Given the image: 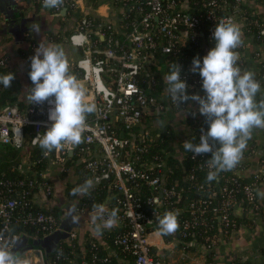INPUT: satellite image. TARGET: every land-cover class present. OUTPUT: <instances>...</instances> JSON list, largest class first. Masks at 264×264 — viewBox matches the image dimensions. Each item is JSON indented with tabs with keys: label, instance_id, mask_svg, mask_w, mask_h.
<instances>
[{
	"label": "built area",
	"instance_id": "built-area-1",
	"mask_svg": "<svg viewBox=\"0 0 264 264\" xmlns=\"http://www.w3.org/2000/svg\"><path fill=\"white\" fill-rule=\"evenodd\" d=\"M81 3L88 7L86 0H63L61 4L54 6V11L59 14L66 10L67 16V11L70 10L73 15H78L66 44L72 51L78 52L74 69L79 70L81 76L77 80L85 89L86 101L95 103L97 110L92 113L90 120L86 119L82 142L79 145H64L62 154H76L79 157L77 164L82 165L94 177V185L110 181L118 196L120 216L117 226L122 229L114 237V245L121 247L132 258L133 264H163L157 256L174 250H177L179 260L185 264H217L215 261L206 262L207 253L214 250L216 240H203V226L211 215L225 228L224 234L235 229L232 217L235 208L241 204L237 200L238 196L242 197L248 210L257 212L261 175L255 173L246 176L243 167L237 165L231 174L219 172L216 181H221L217 189H205L203 182L198 181V176L209 172L207 161L210 153L196 158L190 153L186 181L192 184V187L188 185L189 189L192 188L201 195L195 200L183 201L184 208L179 212L172 211L181 217L178 237L166 241L164 236L158 234L157 218L165 207L181 202L185 189L179 187L178 182L168 185L164 163H148L147 159L141 158V155L148 152L146 142L153 138L148 132L140 134L141 144L135 146L132 140L116 135L111 124V120L115 119L124 130L133 131L141 126L143 115L151 107L155 106L158 114L164 110L163 104L157 103V97L153 93L154 81L146 77V86L143 88L139 76L144 73V66L158 55L173 58H178L180 53L183 55L180 47L194 43L201 36L203 14H191L187 0H98L96 6L88 9L96 10L104 5L115 12L106 20L92 16L91 18L99 20L94 23L87 15L78 14V5ZM201 4L203 7V0ZM244 4L245 0H235L234 14L217 18L214 14L216 0H208L205 20L211 23L209 39H212L215 25L222 20H231L243 32L241 7ZM130 12H133V17L129 20L128 30L122 32L118 16L124 22L126 13ZM255 25L259 29V36H264V24ZM101 44L104 45L103 48L100 47ZM243 49L242 44L234 51ZM255 56L260 59L259 64L264 70L263 44L257 46ZM7 62L6 57L1 56L0 69L6 68ZM176 64L181 66L179 60H176ZM181 79L186 81L190 90L202 88L201 77L191 69L181 70ZM51 107L46 101L41 105L27 102L22 110L16 106L1 109L0 147L18 148L22 146V142L32 148L39 146L38 139L52 123L48 119ZM207 128L202 130L206 131ZM159 136L155 135L153 140L157 141ZM60 150H57L58 161H64L66 158L59 157ZM32 187H35L34 181L26 184L24 180H0V242H7L10 251L17 238L10 232L12 225L38 228L46 236L58 229L59 224L52 213L35 209V201L31 200ZM143 188L148 192H144ZM204 190L208 192L205 198ZM39 192L47 198L53 194L48 186ZM157 197L159 204L151 203ZM191 236L194 239L187 241ZM70 238L74 239L75 235L71 234ZM26 254L30 264L34 263L29 258L32 259L37 254L43 261L39 250H30ZM191 254L199 255L201 261Z\"/></svg>",
	"mask_w": 264,
	"mask_h": 264
},
{
	"label": "clouds",
	"instance_id": "clouds-1",
	"mask_svg": "<svg viewBox=\"0 0 264 264\" xmlns=\"http://www.w3.org/2000/svg\"><path fill=\"white\" fill-rule=\"evenodd\" d=\"M63 0H43L45 7H54ZM34 32L40 27L33 25ZM214 47L202 58L195 57L191 71L199 73L202 79L204 96L188 94V85L181 79V66L173 63L168 74L163 76L167 83V93L173 103L181 104L189 100L198 104V113L208 123L206 131L201 132L199 143L185 141L183 148L193 157L211 153L207 164L209 172L206 179L210 182L219 172L234 169L242 159L243 152L254 129H264V100L257 102L260 83L251 71H243L237 66L239 55L235 49L243 44L241 29L231 20L217 23L212 33ZM32 86L27 88L26 102L30 104L52 105L48 119L51 126L38 139L44 154L62 149L64 145H79L82 142L86 117L96 112L95 103L85 99L86 93L80 82L69 73L66 54L59 45L49 46L42 41L30 57L28 73ZM15 76L9 72L0 75V85L8 89ZM195 115V113L193 114ZM93 187L92 180L78 186L75 194H88ZM159 204V198L151 202ZM158 234L172 235L179 223L176 214L165 213L158 217ZM96 233L104 228L115 227L118 214L113 210L105 217L103 206L94 208L92 216ZM73 222L77 218L73 217ZM0 264H30L27 259L17 257L8 249L7 242H0Z\"/></svg>",
	"mask_w": 264,
	"mask_h": 264
},
{
	"label": "crops",
	"instance_id": "crops-1",
	"mask_svg": "<svg viewBox=\"0 0 264 264\" xmlns=\"http://www.w3.org/2000/svg\"><path fill=\"white\" fill-rule=\"evenodd\" d=\"M1 1V0H0ZM0 2V56L7 59V74L13 73L20 81L23 93H21L20 100L26 103L27 88L30 87L28 73L30 71V57L34 54L35 48L42 41L46 45H59L63 48L66 58L69 63V70H73L77 64L78 52L72 51L66 44V39L69 33L73 30L77 23L78 15H73L70 18L62 16L54 11V7H45L43 0H2ZM35 3L37 5H35ZM245 5L254 14H259L264 20V3H257L254 1H245ZM78 14H85L96 16L106 20L110 14L115 12L107 6H100L96 10H89L83 3L78 5ZM33 25L40 27V32H34ZM53 36H59L62 42L55 43ZM243 36V32H242ZM244 49L238 51L239 59L241 61V72L251 71L254 73L255 79L264 85V76H259L258 65L260 59L255 56L257 47L254 45L252 39L242 37ZM67 47V48H66ZM185 48L189 46L186 44ZM207 54V53H206ZM198 55L202 58L206 55ZM165 57L162 55L156 56L151 62L144 66V74L148 79L154 81L153 93L158 101H162L164 109L167 110L163 114V120L155 124V129H160L162 125L167 124L172 127V130L177 138V143L184 142L186 137L191 134V126L188 125L190 120H203L204 117L198 113V104L189 100L185 109L179 113H173L167 105L169 94L167 93V83L163 80V76L169 73L168 64ZM26 72L27 76L23 74ZM196 74V73H195ZM19 76L21 78H19ZM26 91V92H25ZM25 92V93H24ZM196 94L204 96L205 93L202 88L196 90ZM257 102L264 100V88L261 89L256 96ZM166 105V106H165ZM195 113V115H193ZM205 120V119H204ZM177 143H174L176 148ZM180 156V154H179ZM69 157L72 155L69 154ZM239 163L245 165L244 174L250 176L255 173L261 175L258 185L257 202L259 210L252 212L248 210L244 204H240L235 208V215L239 218L246 219L250 225L242 226L237 233H233L228 237L219 236L213 250V259L217 264H233L234 262H246L250 264H261L263 261L264 250V129H254L251 138L247 142V146L243 152L242 159ZM77 162L70 161H56L50 165L47 170L46 178L51 184L53 194L51 197H46L42 192L35 195V206L40 209H54L62 210L58 229L55 233L57 240H51V235H47L43 244H39L46 251L56 248L60 243H69L76 241L80 246L89 239L96 238L99 242L102 241L101 235L96 233V224L101 221L93 222L92 216L94 209L77 208V200H68L65 196V190L68 185L76 182V167ZM113 197L107 198L104 204L105 213L108 212L109 204ZM73 217L77 218V222H73ZM117 226V224H116ZM113 228H106L107 233H111ZM13 249L16 246L23 249L26 245H35V240H29L23 235L18 234L16 227ZM54 233V234H55ZM18 234V235H17ZM74 234L75 238L71 239L70 235ZM26 248V247H25ZM84 249V248H83ZM28 249L19 258L28 259ZM109 250V249H108ZM177 250L173 252H162L157 257L162 260L163 264H185L179 260ZM28 256V257H27ZM33 256V255H32ZM191 256L199 259L200 256L191 254ZM43 263L47 261L45 254L42 255ZM202 259V258H201ZM31 262L37 264L36 257L29 258ZM119 262H123L118 258ZM204 262V258H203ZM48 264V263H47ZM73 264V263H69ZM193 264V263H189ZM195 264V263H194Z\"/></svg>",
	"mask_w": 264,
	"mask_h": 264
},
{
	"label": "trees",
	"instance_id": "trees-1",
	"mask_svg": "<svg viewBox=\"0 0 264 264\" xmlns=\"http://www.w3.org/2000/svg\"><path fill=\"white\" fill-rule=\"evenodd\" d=\"M184 0H179V2H183ZM245 1H254L257 3H264V0H245ZM88 7L96 6L98 3V0H86ZM188 4L191 7L190 13L191 14H203V29H201V36L198 37V39L188 45L189 48L186 49L185 46L180 47L183 55L180 53L178 58H173L172 56H165V61L168 64V70L170 71L173 63H176V60L180 61V64L182 66L181 70H189L192 67V61L193 58L198 57V55L206 54L212 47H214V41L213 39H209V28L211 26V23L205 20V11H206V3L208 0H203V7H202V0H187ZM217 5L214 9L215 17L217 18H223L225 16H229L234 14V5L235 0H216ZM35 5H37L35 3ZM241 9L243 10V13L241 14L244 22V30H243V36L252 39L254 45L257 47H260L261 44L264 45V36H259V29L255 25V23H263L264 20L261 18L259 14H254L250 11V9L244 4ZM72 13L70 10L67 11V17H72ZM133 15V12L126 13V21L123 22L121 20V16H118L120 18V22L118 21L119 29L124 32V30H128V23L129 20ZM92 16L87 15V18H90L94 23H97L99 20L91 18ZM125 17H122V19ZM125 25V26H124ZM123 26V27H122ZM94 27V26H93ZM124 27L126 29H124ZM55 43L62 42L61 37L59 36H53ZM103 44L100 45V47L103 48ZM180 51V52H181ZM184 56V58H182ZM1 57V56H0ZM241 61H237V66L241 69L242 65L240 64ZM260 66V75L264 76V70L262 68V65ZM8 68H2L0 69V75L7 74ZM69 73L73 75L76 79H80V71L77 69L69 70ZM196 75L198 77L199 73L197 72ZM139 80L141 85H143V88H145L146 77L144 73H141L139 76ZM30 87L32 86V83L29 79ZM189 95L196 94V90H190L187 89ZM21 96V85L20 81L17 77L14 78V80L11 83V87L8 89L4 88L3 85H0V110L3 109L6 106H16L19 109H24L27 106V102L23 103L20 100ZM188 102V101H187ZM187 102L176 104L173 103L169 96V100L167 105H169V109L175 114L183 111L187 105ZM157 103H162V101H158ZM164 105V104H163ZM166 106V105H165ZM155 106L151 107L148 112H146L143 115L142 118V124L140 127L133 131H126L122 128L121 124L116 121L115 119L111 120V124L113 125V131L116 135L129 139L133 141V144L137 146L138 144H141L140 141V134L148 132L151 137H155V135L159 134V138L157 141H154L152 138V141H147L148 145V152L144 155H141V158L144 160L147 159L148 163H164V170L166 173V178L168 179V185H173L175 182H178L179 187H184L185 193L182 194V200L178 204L172 206V207H165L160 214V217H162L167 212H179L180 209H183V201H190L195 200L197 197H199L200 193H195L193 189H189L188 185L192 187V184L188 183L186 181V169H189L190 167V161H189V155L190 152H187L183 148V143L187 140L192 143H199L198 134L199 132L204 128L208 127V123L206 122V119L204 117L203 120L195 121L190 120L188 122V125L191 126V134H189L184 142L177 143V138L175 137V134L172 130V127L165 124L162 125L160 129H155V124L157 122H160L163 120V114L167 110V107L162 111L159 112V114L155 111ZM92 118V114H88L86 119L90 120ZM174 143H177L176 148L174 147ZM63 150H60L59 157L66 158L67 162L75 161L78 162L79 157L74 154L72 157H69L68 154H62ZM179 154L181 156H179ZM209 158H211V153L209 155ZM58 161L57 157V150H54L50 153H48V156L44 154V151L39 147H29L25 145V143L22 142V146L16 148L11 146H4L0 148V180L1 179H8V180H24L26 184L29 181L35 182V187L30 188L31 195L34 196L45 187H50L51 184L49 183L48 179L46 178V173L48 168L51 164ZM243 168H245V165L242 163L237 164ZM232 170L225 171V174H231ZM208 173L203 172V174H200L198 176V181L203 182V186L205 189H217L219 186V183L221 180L216 181H208L206 179ZM76 175L77 180L75 183L68 185L65 190V196L68 198V200H77V208H90L93 210L96 206H104V204L107 201V198L113 197L112 201L109 204L108 212L105 213V217L110 215V213L115 210L118 214V219L120 216V206L118 204V196L116 195V191L113 189V187L110 185V181L102 182L100 184L94 185V177L84 168L82 165H78L76 167ZM86 180H92L93 187L91 188L90 192L88 194H75L74 190L78 187L84 184ZM52 189V188H51ZM144 192H148L146 188H143ZM53 192V191H52ZM208 192L203 191V197H207ZM31 197V200H34ZM238 201H240L244 206L246 207L245 202L242 200L241 196H238ZM80 208V209H81ZM35 209L37 211L45 212V213H52L59 224L60 218L62 215V210L58 208L54 209H40L35 206ZM179 218H181L179 215H177L178 223ZM212 220H214L212 222ZM233 222L236 225V228L230 231H228L227 234L225 233V228H223L219 221L217 219H214L211 217V215L208 216V220L206 221L207 224L203 226V240L205 238H209L212 240H217L219 236L228 237L231 234L237 233V231L243 226H248L250 223L243 218H239L235 214L232 217ZM212 226L213 228H211ZM1 227V226H0ZM18 228V234L25 236V238H28L29 240H35L36 243L40 242L41 240H45L43 238L46 237V234L41 232L38 228L34 227H27V226H21L17 225ZM113 230L111 233H107L106 228H104L101 232L102 241L99 242L96 238H89L83 246H80L76 241H70L69 243L62 242L56 248H53L52 250L46 251L45 250V256L47 259L48 264H133L132 258L123 252L121 247H118L114 245V237L121 233L122 229L118 226L112 227ZM17 234V235H18ZM178 237V230L172 234V235H166L164 236V239L166 241H171L172 239ZM194 237H189L187 241L193 240ZM15 242V241H14ZM13 242V243H14ZM39 244L35 245H26L23 249L18 248L16 246L15 250L12 251L17 257H20L21 253L24 251H27L31 248H39ZM84 248V249H83ZM109 249V250H108ZM263 255V261L261 264H264V250H262ZM59 256V257H58ZM58 257V259H57ZM213 251L207 253L206 256V262L214 261L213 259ZM118 258H120L123 262H119ZM233 264H241L240 262H234Z\"/></svg>",
	"mask_w": 264,
	"mask_h": 264
},
{
	"label": "water",
	"instance_id": "water-1",
	"mask_svg": "<svg viewBox=\"0 0 264 264\" xmlns=\"http://www.w3.org/2000/svg\"><path fill=\"white\" fill-rule=\"evenodd\" d=\"M65 12H66V10H62L61 12H60V15H62V16H65ZM24 76H27V74H26V72L23 74ZM19 78H21L20 76H19ZM28 78H29V75H28ZM30 79V78H29ZM26 92V91H25ZM24 92V93H25ZM21 93H23V91H22V88H21ZM16 225H12L11 226V228H10V232L12 233V234H15L16 232ZM55 233V232H54ZM51 234V240L53 239H55V240H57L56 239V236H57V234L58 233H55V234ZM44 241L45 240H41L40 242H38V244H43L44 243ZM39 246V245H38ZM31 250H39L40 252H41V254L42 255H44L45 254V250L41 247V246H39V248H31ZM23 253H25V251L24 252H22L21 253V255L23 254ZM20 255V256H21ZM36 262H37V264H42L43 263V261L41 260V258L39 257V254H37V256H36ZM44 264H47V261L46 260H44Z\"/></svg>",
	"mask_w": 264,
	"mask_h": 264
},
{
	"label": "flooded vegetation",
	"instance_id": "flooded-vegetation-1",
	"mask_svg": "<svg viewBox=\"0 0 264 264\" xmlns=\"http://www.w3.org/2000/svg\"><path fill=\"white\" fill-rule=\"evenodd\" d=\"M258 70H259V74H258V75L260 76V72H261V71H260V66H259V65H258ZM262 88H264V85L261 86V89H262Z\"/></svg>",
	"mask_w": 264,
	"mask_h": 264
},
{
	"label": "rangeland",
	"instance_id": "rangeland-1",
	"mask_svg": "<svg viewBox=\"0 0 264 264\" xmlns=\"http://www.w3.org/2000/svg\"><path fill=\"white\" fill-rule=\"evenodd\" d=\"M0 2H3L2 0L0 1ZM114 11V10H113ZM114 13V12H113ZM112 14V13H111ZM67 48V47H66ZM1 148V147H0ZM44 249V248H43ZM44 250H46V249H44Z\"/></svg>",
	"mask_w": 264,
	"mask_h": 264
}]
</instances>
